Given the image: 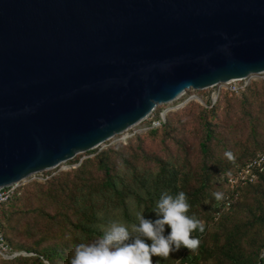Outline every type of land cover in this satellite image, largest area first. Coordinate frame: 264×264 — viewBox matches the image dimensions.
I'll list each match as a JSON object with an SVG mask.
<instances>
[{"label": "water", "instance_id": "obj_1", "mask_svg": "<svg viewBox=\"0 0 264 264\" xmlns=\"http://www.w3.org/2000/svg\"><path fill=\"white\" fill-rule=\"evenodd\" d=\"M253 75L264 0H0V189Z\"/></svg>", "mask_w": 264, "mask_h": 264}, {"label": "trees", "instance_id": "obj_2", "mask_svg": "<svg viewBox=\"0 0 264 264\" xmlns=\"http://www.w3.org/2000/svg\"><path fill=\"white\" fill-rule=\"evenodd\" d=\"M222 97L215 105L206 99L205 107L191 101L161 128L90 151L93 157L76 169L22 186L0 208V230L21 255L0 264H70L74 247L100 238L110 222L130 226L141 211L155 220L163 191H183L188 215L204 231L192 233L200 240L195 251L182 247L168 258L153 257V264H264V173L238 189L229 210L213 195L228 194L227 177L264 149V81L224 104Z\"/></svg>", "mask_w": 264, "mask_h": 264}, {"label": "clouds", "instance_id": "obj_3", "mask_svg": "<svg viewBox=\"0 0 264 264\" xmlns=\"http://www.w3.org/2000/svg\"><path fill=\"white\" fill-rule=\"evenodd\" d=\"M225 156L232 158L233 154L226 152ZM213 195L217 200L223 196L220 192ZM189 209L183 191L175 195L163 191L153 209L155 220L146 219L141 211L137 213V223L130 226L110 222L102 228L100 238L74 247L70 264H153V257L168 258L182 247L195 251L200 240L192 233L197 229L203 232L204 225L195 216L188 215ZM166 226L170 229L167 235Z\"/></svg>", "mask_w": 264, "mask_h": 264}, {"label": "built area", "instance_id": "obj_4", "mask_svg": "<svg viewBox=\"0 0 264 264\" xmlns=\"http://www.w3.org/2000/svg\"><path fill=\"white\" fill-rule=\"evenodd\" d=\"M253 76L241 80L232 81L230 83L219 84L218 86H216L219 87V92L214 93L210 97V101L212 105H215L219 100V98L221 97V95H223L224 93H228L230 96L240 95L242 92H244L247 88L251 86L253 82L250 80V78ZM186 94L183 95L180 99H178L174 103H172L173 104L172 107H169L166 110H161L158 114L156 113V111L153 112L144 122H142L135 128L129 130L128 132L124 133L127 136L129 132L135 131L134 134H132L131 136L128 135L126 139H131L137 135L146 134L151 130L159 129L163 125H165L169 113L178 111L184 108L189 103V101L195 100L193 99L195 98L193 96L190 100L186 102H180V100L183 97H185ZM175 103L177 104L174 105ZM172 104H170L169 106H171ZM204 106H206V104ZM263 173H264V149L259 151L256 157H254L245 166L238 169L235 173L227 177L225 187L229 191V193L224 194L222 196L221 201L223 205V210H229L232 204L234 203V201L239 198L240 196V193L238 192L239 188H243L245 186L254 184L258 180L259 176ZM37 175L33 177H36ZM27 180L0 189V208L4 204L8 203L17 194L18 190L26 184ZM19 255L21 254L14 253L12 251V249L7 244L4 235L0 230V257H2L4 260H13ZM23 255L25 256L26 254Z\"/></svg>", "mask_w": 264, "mask_h": 264}, {"label": "rangeland", "instance_id": "obj_5", "mask_svg": "<svg viewBox=\"0 0 264 264\" xmlns=\"http://www.w3.org/2000/svg\"><path fill=\"white\" fill-rule=\"evenodd\" d=\"M250 80L252 81V82H262V81H264V75H255V76H253V77H251L250 78ZM219 92V87H215V88H212V89H208V90H205V91H194V90H190V91H188L187 92V94H186V96L185 97H183L181 100H180V102H186V101H188V100H190L194 95H197V96H199L203 101H204V103H205V100L206 99H209L210 100V97L214 94V93H218ZM224 93V92H223ZM228 95V96H227ZM223 97H222V99L220 100V103H222V104H224L223 102H224V100L228 97V98H233V97H229V94H223L222 95ZM234 97H236V96H234ZM238 97V96H237ZM240 97V96H239ZM191 101H193L194 103H197V104H199V105H201L202 107L204 106L203 104H200V103H198V102H196L195 100H191ZM191 101H189V102H191ZM177 103H175L174 105H176ZM206 104V103H205ZM173 106V104L171 105V106H169V105H165V106H160V107H158V109L159 110H166V109H168L169 107H172ZM223 106V105H222ZM205 107V106H204ZM134 132L135 131H131V132H129V136H131L132 134H134ZM128 135L126 136V134H124V135H121V136H116V137H114L113 139H111L110 141H108V142H106L105 144H103L102 146H100L99 148H98V151L99 152H101L102 150H104V149H106V148H108V147H110V146H112V145H115V144H117V143H120V142H122V143H127L128 142V140L129 139H126L127 137H128ZM127 140V141H126ZM78 156H81L80 157V162L79 163H71V161H73V160H75ZM77 157H75V159H73V160H71V161H69V162H67V163H65V164H62V165H60L58 168H56V169H54V170H52V171H50V174L49 175H47L46 174V172H44L43 174H39V175H37L36 177H32V178H30V179H28L27 181H26V184L27 183H30V182H32V181H38V182H44V181H46L47 179H49L51 176H55V175H58L59 173H62V172H67V171H70V170H72V169H76L84 160H86L87 158H89V157H93L92 155L91 156H88V155H86V153L85 154H81V155H78ZM216 185H218L219 187H220V181H217V184ZM220 189H221V187H220ZM215 229H214V226H211L210 227V229H209V231L210 232H213ZM2 257H0V262L2 261Z\"/></svg>", "mask_w": 264, "mask_h": 264}, {"label": "bare ground", "instance_id": "obj_6", "mask_svg": "<svg viewBox=\"0 0 264 264\" xmlns=\"http://www.w3.org/2000/svg\"><path fill=\"white\" fill-rule=\"evenodd\" d=\"M197 100V99H196Z\"/></svg>", "mask_w": 264, "mask_h": 264}]
</instances>
